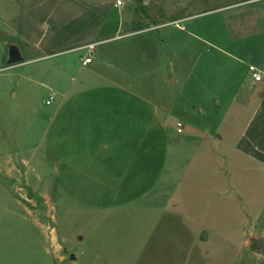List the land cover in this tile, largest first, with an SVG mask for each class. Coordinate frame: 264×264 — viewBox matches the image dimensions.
<instances>
[{
  "label": "rangeland",
  "instance_id": "374dc122",
  "mask_svg": "<svg viewBox=\"0 0 264 264\" xmlns=\"http://www.w3.org/2000/svg\"><path fill=\"white\" fill-rule=\"evenodd\" d=\"M121 1L0 0V264H243L264 226V0ZM93 46L113 80L179 99L168 144H140L141 122L50 120ZM85 82L65 104L135 103Z\"/></svg>",
  "mask_w": 264,
  "mask_h": 264
},
{
  "label": "crops",
  "instance_id": "0c3cea01",
  "mask_svg": "<svg viewBox=\"0 0 264 264\" xmlns=\"http://www.w3.org/2000/svg\"><path fill=\"white\" fill-rule=\"evenodd\" d=\"M162 26V25H161ZM156 27H160L159 25ZM148 28H141V29H135L132 30L126 34L119 35L117 34L116 36H108L105 37L102 40L97 41V43H117L122 42L124 38L130 37L132 39L133 36H135L138 33H142ZM115 41V42H113ZM137 41V40H135ZM140 41V40H139ZM163 41V40H162ZM149 42V40H148ZM166 42V41H163ZM96 43V44H97ZM158 40H153V44L158 45ZM72 49V48H71ZM156 53L158 55V47H155ZM69 51V49H63V50H57L53 53H50L48 55L44 56H39L38 59L46 58L49 56H56L59 55L63 52ZM92 54L97 52L96 48L93 46ZM121 53V52H120ZM119 53V54H120ZM87 55L82 56L80 58V73L83 74V78L80 80L71 78V87L69 90L64 92L63 94V101L61 104L56 108L54 111L53 115H51L50 120L54 121L56 117H58L59 113L64 110L65 111V118L68 122H74V121H79L84 123L86 120H93L97 125L102 122H105L108 117H114L116 121L123 119L124 126L128 127H134L137 125V123H140L143 125V130H142V135L139 138V143L142 144L147 138H149V143L153 144L158 143L159 139L163 138L165 142H169V128H170V115L172 114L173 111H176V105L178 104L179 99H175L176 101L174 103H169V96L168 95H160V97L157 96V93L154 92L152 94H147L144 92H136L134 89H132V84L129 83L126 86L121 84L120 81H117L116 79L113 80L114 76H107L104 74L102 70V66L105 65L109 67L110 65V57L108 54L102 56L100 55H91V62L87 64L82 63V59L85 58ZM159 60V59H158ZM155 63L157 64L159 68V63L157 60H154ZM61 65H58L63 72H67L69 67L64 64V61L59 62ZM251 65V64H250ZM249 65V66H250ZM113 66L110 65V68ZM121 73V72H118ZM132 77V76H131ZM86 78H91L95 79L96 85L98 88H106V89H111V91L116 92H124L127 95V98H130L133 100L135 103L129 104L128 108L130 110H127L123 112H120V114L113 113L112 110L113 108L110 106L106 105H95V104H80V105H75V106H69L68 104H65V101L68 100L70 96H75V95H80L84 92L89 91L85 85V79ZM113 78V79H112ZM252 82H255L253 79L251 80ZM251 83V82H250ZM257 83V82H256ZM54 95V94H52ZM154 95V97H153ZM168 97V98H167ZM52 101V100H51ZM67 103V102H66ZM49 104V103H47ZM103 107V108H101ZM181 108V107H180ZM180 108H178L180 110ZM176 109V110H175ZM133 110V112H131ZM185 110V107L183 108ZM139 111V114L137 113ZM136 112V113H135ZM112 113V114H111ZM99 114V115H96ZM96 116H99L96 118ZM92 118V119H91ZM103 120V121H102ZM78 123V122H77ZM141 125V126H142ZM206 125V124H205ZM205 128V126H204ZM203 130V129H202ZM190 131H193V135L196 136L197 133L203 131H197L195 128L191 127ZM196 132V133H195ZM208 132V131H207ZM190 132V134H192ZM165 134V135H164ZM131 136V135H130ZM132 137V136H131ZM210 137V136H209ZM176 140H178V137H175ZM210 140V138H209ZM215 143H218L219 140H212ZM148 144V143H147ZM106 146V145H105ZM150 146V148H152ZM136 149V148H135ZM148 150V148H146ZM239 149V148H238ZM241 150V149H240ZM259 160V159H258ZM262 164H264L261 160H259ZM247 235L251 237L250 240H264V226L258 224V222H253L251 223V227L249 228V231L247 232L245 238L242 240V246L240 247V253L242 257V263L243 264H264V252L260 250H256L250 247V241H248L247 245ZM208 237H206L207 239Z\"/></svg>",
  "mask_w": 264,
  "mask_h": 264
},
{
  "label": "water",
  "instance_id": "95a60500",
  "mask_svg": "<svg viewBox=\"0 0 264 264\" xmlns=\"http://www.w3.org/2000/svg\"><path fill=\"white\" fill-rule=\"evenodd\" d=\"M23 60L24 58L19 47L17 45L10 44L8 46L7 64L11 65V64L21 63L23 62ZM0 182L3 184L11 185L14 183V179H5L0 175ZM206 237H207L206 233L203 232L200 238L202 240H205ZM79 238L82 239V236H80ZM71 258H75V257L72 255Z\"/></svg>",
  "mask_w": 264,
  "mask_h": 264
},
{
  "label": "built area",
  "instance_id": "2783aa9c",
  "mask_svg": "<svg viewBox=\"0 0 264 264\" xmlns=\"http://www.w3.org/2000/svg\"><path fill=\"white\" fill-rule=\"evenodd\" d=\"M122 1L121 0H117V5H121ZM91 62V56H87L85 58L82 59V63L83 64H87ZM249 72L251 73L252 79L255 82H260L263 78V74L260 68H258L255 65H250L249 66ZM53 99V95L50 96L49 100H47V103H50V101Z\"/></svg>",
  "mask_w": 264,
  "mask_h": 264
},
{
  "label": "trees",
  "instance_id": "16d2710c",
  "mask_svg": "<svg viewBox=\"0 0 264 264\" xmlns=\"http://www.w3.org/2000/svg\"><path fill=\"white\" fill-rule=\"evenodd\" d=\"M258 157L261 158L260 156H258ZM250 247L253 249L260 250V251L264 252V247L259 246L258 242H256V240H254V239H252L250 241Z\"/></svg>",
  "mask_w": 264,
  "mask_h": 264
}]
</instances>
